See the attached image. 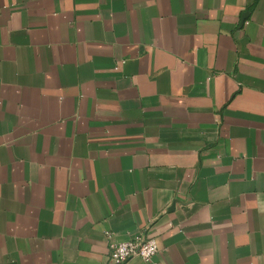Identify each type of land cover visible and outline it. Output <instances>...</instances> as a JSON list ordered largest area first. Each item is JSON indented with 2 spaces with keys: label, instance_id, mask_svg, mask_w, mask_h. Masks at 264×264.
<instances>
[{
  "label": "crops",
  "instance_id": "1",
  "mask_svg": "<svg viewBox=\"0 0 264 264\" xmlns=\"http://www.w3.org/2000/svg\"><path fill=\"white\" fill-rule=\"evenodd\" d=\"M141 233L264 264V0H0V264Z\"/></svg>",
  "mask_w": 264,
  "mask_h": 264
},
{
  "label": "built area",
  "instance_id": "2",
  "mask_svg": "<svg viewBox=\"0 0 264 264\" xmlns=\"http://www.w3.org/2000/svg\"><path fill=\"white\" fill-rule=\"evenodd\" d=\"M109 247V260L111 264H127L134 256H140L147 262H154V258L159 252L157 238L146 233L110 242Z\"/></svg>",
  "mask_w": 264,
  "mask_h": 264
}]
</instances>
